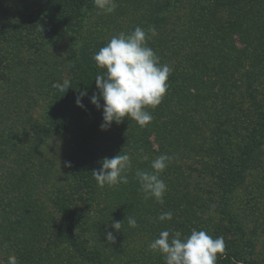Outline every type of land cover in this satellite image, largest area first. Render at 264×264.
<instances>
[{
    "label": "trees",
    "instance_id": "16d2710c",
    "mask_svg": "<svg viewBox=\"0 0 264 264\" xmlns=\"http://www.w3.org/2000/svg\"><path fill=\"white\" fill-rule=\"evenodd\" d=\"M183 1L156 0L145 4L136 26L131 24L127 30L128 33L139 26L147 32L154 27L157 34L148 41V46L160 57V63L167 64L172 71L161 104L147 109L153 120L145 127L131 120L127 124H116L115 128V146L121 142L120 146L126 148L131 158L129 178L132 174L135 177L137 170L151 171L152 160L162 154L172 158L161 173L167 185L164 204L149 200L160 214L173 213L171 221L152 222L150 231L156 238L163 230L179 231L182 237L189 236L192 229L201 230L197 228L201 227L202 220L196 186L189 188V170L193 169L189 165H199L201 173L196 170V178L209 177L214 181L208 197H218L219 202L216 212L211 214L222 222L236 224L239 229L245 225L246 213L234 212L237 194L252 175V167L262 168L264 172V163L259 160L264 154V0H199L192 8L197 14L193 21L195 33L190 27L182 28L181 38L177 34L178 41L171 38L178 44L175 49L168 44L165 29L174 30L172 17ZM16 7L22 9V14L27 12L25 18L29 14L34 16V24L40 30H35L36 27L30 26L21 15L12 26L0 22L2 56L8 57L5 51L8 47L20 48L34 41L41 45L39 41L47 38L48 33L54 39L66 33L70 36L64 79L70 80L71 87L58 92L46 113V124L37 130L41 132L35 130L34 133L41 134L37 138L42 139L68 132L71 143L67 161L81 184L76 188L78 192L74 188L69 191L73 193L71 198L66 196L55 201L53 206L59 217L40 234L47 240L56 239L51 243L53 247L69 245L77 256L90 264H111L116 246L111 244L104 248L92 243L83 234L82 212L77 211L80 204L89 207L91 203L88 202L94 194L91 172L100 164V152L92 149L90 142L102 123V108L97 110L90 97L98 94L95 78L105 70L98 69L93 59L101 48L94 35L90 37L78 30L97 8L93 0H47L32 12L25 4ZM219 9L227 12L223 19L215 12ZM3 59L0 56V64ZM84 91L87 96L82 98L85 105L82 109L77 107L76 99ZM100 103L103 105L102 99ZM127 127L133 132L126 135ZM149 137H153L155 148L150 145ZM252 186L256 193L264 192L260 182L255 181ZM138 193L144 194L141 190ZM125 216L118 220L122 222L119 232L124 236L134 229L128 224L129 216ZM176 226L181 228L176 229ZM158 227L162 230L156 232ZM251 261H239L226 249L222 255L218 254L216 264L255 263Z\"/></svg>",
    "mask_w": 264,
    "mask_h": 264
},
{
    "label": "rangeland",
    "instance_id": "374dc122",
    "mask_svg": "<svg viewBox=\"0 0 264 264\" xmlns=\"http://www.w3.org/2000/svg\"><path fill=\"white\" fill-rule=\"evenodd\" d=\"M45 1L47 0H0V22L12 26L21 15L23 20L31 23H28L30 26L36 27L35 30H40L34 24V16L29 14L25 18L27 12L22 14V9L16 6L25 4L32 12ZM155 1L116 0L117 8L114 13L98 14L99 10L96 9L87 23L85 21L78 30L90 37L94 35L102 48L112 36L127 33L131 24L136 26V19L144 5ZM198 2L199 0H184L179 3L172 17L175 22L172 27L174 30L165 29L168 44H172L175 49L178 44L173 40L181 38L182 28L190 27L195 33L193 21L197 14L192 8ZM215 12L221 19L227 13L222 9ZM69 40L68 33L58 39L48 33L47 38L39 41L41 45L34 41L20 48L8 47L5 50L8 52L7 58L0 53L5 58L0 64V261L5 264L10 254L17 256L19 264H90L77 256L69 245L59 244L53 247L51 243L56 239L47 240L46 236L40 234L59 217L53 206L55 201L67 198L66 196L71 198L73 193L69 191L74 188L78 192L76 188L81 184L71 166H66L71 143L68 132L42 139L37 138L41 134L34 133L42 124H46L45 116L51 108L50 103L58 95L59 91L53 85L66 77ZM130 121L125 117L122 124ZM115 128V122L106 131L99 127L90 142V147L100 152V162L105 157L115 156L118 151L128 154L126 148L120 146L121 142L115 146ZM129 128H126V135L133 132ZM149 142L155 148L152 144L153 137H149ZM259 160L264 163V154L259 156ZM189 166L193 168H189V188L196 186L195 194L201 211L199 216L202 224L197 221L201 224L197 228H201L213 239L222 236L225 250L233 252L239 261L252 260L255 261L254 264H264V192L258 194L252 186L255 181L264 185L263 169L252 167V175L247 177L235 203L233 202L234 212L246 213L245 225L239 229L236 224L222 222L211 214L216 212L219 202L218 197H208V191H213L214 181L209 177L196 178V170L198 174L201 173L199 165ZM100 167L101 163L96 169ZM131 176L128 177L127 184L118 187L105 185L101 188L94 179V194L88 201L91 202L89 207L80 204L77 208V211L82 212L83 234L97 246H116V255L110 258L111 264H165L161 253L148 248L149 243L156 239L152 237L151 224L160 213L149 202L150 199L145 200L144 194L138 193L141 190L139 182L134 174ZM251 204L255 207L251 208ZM125 215L134 217L138 222L137 227L126 236L111 227L113 222L121 220ZM175 228L179 229L181 226ZM156 229L159 232L162 227ZM109 231L115 237L114 243L106 239Z\"/></svg>",
    "mask_w": 264,
    "mask_h": 264
},
{
    "label": "clouds",
    "instance_id": "9594fccd",
    "mask_svg": "<svg viewBox=\"0 0 264 264\" xmlns=\"http://www.w3.org/2000/svg\"><path fill=\"white\" fill-rule=\"evenodd\" d=\"M93 3L99 10L98 14H112L117 8L116 0H93ZM156 34L154 27H150L146 32L137 26L128 33L121 32L112 36L93 56L96 67L105 70L103 75L98 74L95 78L98 94L93 93L90 97L91 104L97 110L102 108V131L108 130L113 122L117 125L122 123L125 117L134 120L141 127L147 126L153 120L151 112L147 109H155L161 104L168 90L167 81L172 71L167 64L160 63V57L148 46V41ZM53 87L65 92L70 89L71 82L64 79ZM85 96L86 91L79 94L76 99L77 107L85 108L82 103ZM101 99L103 105L100 103ZM171 159L167 154H162L152 160L151 171L135 172L145 200L154 199L155 202L164 204L167 185L161 179V173L168 167ZM100 163L101 167L91 172L99 187H118L129 182L127 173L132 169V162L128 154L120 152L111 158H103ZM66 166L70 167V162H66ZM127 219L130 227L137 226L134 217L129 216ZM157 219L171 221L173 213L163 212ZM121 226L120 221L111 225L116 231H119ZM106 239L115 242V237L110 231L106 233ZM148 248L150 251L161 253L165 264H216L218 254L225 252L226 245L222 236L213 239L203 230L192 229L191 234L186 237H182L179 231L170 233L169 230H163L158 238L149 243ZM0 264L5 262L0 261ZM6 264H19L17 256L10 254Z\"/></svg>",
    "mask_w": 264,
    "mask_h": 264
}]
</instances>
